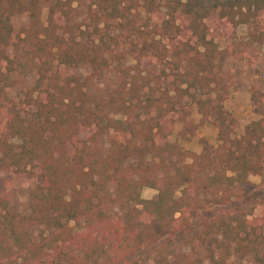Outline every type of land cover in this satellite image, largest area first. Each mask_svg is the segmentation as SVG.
Returning a JSON list of instances; mask_svg holds the SVG:
<instances>
[{
  "label": "trees",
  "instance_id": "16d2710c",
  "mask_svg": "<svg viewBox=\"0 0 264 264\" xmlns=\"http://www.w3.org/2000/svg\"><path fill=\"white\" fill-rule=\"evenodd\" d=\"M189 1L0 0V171L29 182L23 210L0 196V264H264V214L247 220L230 202L264 170V101L253 94L261 118L228 137L229 49L210 35L214 15L235 28L264 0ZM26 68L31 85L14 96ZM108 73L119 81L101 86ZM190 104L221 141L198 155L167 140ZM201 203L226 207L190 225ZM166 238L190 250L172 256Z\"/></svg>",
  "mask_w": 264,
  "mask_h": 264
},
{
  "label": "rangeland",
  "instance_id": "374dc122",
  "mask_svg": "<svg viewBox=\"0 0 264 264\" xmlns=\"http://www.w3.org/2000/svg\"><path fill=\"white\" fill-rule=\"evenodd\" d=\"M215 0H190L200 7L209 9ZM217 18V15H214ZM213 19L210 22V35L216 40L220 49H229L228 57L224 63L225 82L228 86V92L225 100L222 102L223 110L229 113L234 121L231 125L228 137H240L249 123L257 121L261 118L258 110L252 104L251 96L255 94L262 102L264 101V40L258 42L256 39L260 31H264V13H258L256 17L246 23L240 24L235 28L224 19ZM47 8H42L39 17V26L43 29L46 25ZM27 16L15 17L13 25L16 32L26 23ZM127 50V49H125ZM126 66L134 64L131 55L127 50ZM119 81V77L108 73L105 76L104 83L100 85L113 86ZM31 74L27 68L20 71L15 80L11 93L14 96H21L26 88L31 85ZM188 116L185 122H176L167 140L175 144L183 152L198 155L204 146H211L213 149L220 144L218 135V125L214 123V116L205 113L204 109L197 108L195 105H188ZM115 120H124V116L116 114ZM218 149V148H217ZM192 156L187 157L186 161L191 162ZM132 164L135 161L131 162ZM127 164V162H126ZM3 174L0 171V196L9 195L11 198V206L17 210L25 208V200L29 188V182L25 180L10 181L9 174ZM247 182L251 185L248 193L240 192L239 197H231L230 202L234 204H242L240 210L249 211L246 219L253 221L260 218L264 214V170L261 174H251L247 178ZM249 186V185H248ZM248 190V189H244ZM157 190L152 187H143L140 191V197L144 200L155 198ZM179 196V194H176ZM204 210H200L197 216L189 219V224L192 225L202 218V214H210L217 207H226V204H220L215 207L214 204L201 203ZM241 206V205H240ZM235 216L234 213L231 215ZM230 216V217H231ZM264 222V221H263ZM264 230V224H262ZM41 229L35 230L38 233ZM264 234V233H263ZM173 239H164L161 242L163 250L172 256H178L183 252H187L190 248L182 247L181 245H172ZM264 249V248H263ZM262 249V250H263ZM200 252V251H199ZM199 257L204 258L205 254L200 252ZM229 262L237 264L238 260L230 257ZM234 262V263H233ZM150 262V264H152Z\"/></svg>",
  "mask_w": 264,
  "mask_h": 264
}]
</instances>
